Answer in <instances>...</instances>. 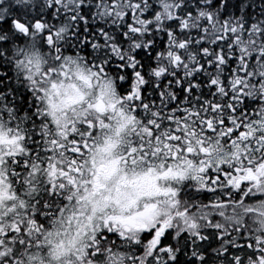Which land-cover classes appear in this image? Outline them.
I'll use <instances>...</instances> for the list:
<instances>
[{
    "label": "snow or ice",
    "instance_id": "snow-or-ice-1",
    "mask_svg": "<svg viewBox=\"0 0 264 264\" xmlns=\"http://www.w3.org/2000/svg\"><path fill=\"white\" fill-rule=\"evenodd\" d=\"M0 264H264V0H0Z\"/></svg>",
    "mask_w": 264,
    "mask_h": 264
}]
</instances>
